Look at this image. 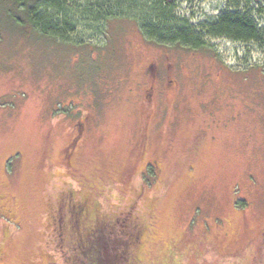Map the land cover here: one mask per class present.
Wrapping results in <instances>:
<instances>
[{
    "label": "rangeland",
    "instance_id": "374dc122",
    "mask_svg": "<svg viewBox=\"0 0 264 264\" xmlns=\"http://www.w3.org/2000/svg\"><path fill=\"white\" fill-rule=\"evenodd\" d=\"M247 2L264 28V0ZM165 3L195 26L230 8L228 0ZM96 5L116 7L77 6ZM5 7V264H67L47 226V201L62 191L98 212L134 205L145 215L139 264H264V41L208 36L199 51L161 44L128 7L114 11L119 18L81 13L69 38L50 39L15 26Z\"/></svg>",
    "mask_w": 264,
    "mask_h": 264
},
{
    "label": "trees",
    "instance_id": "16d2710c",
    "mask_svg": "<svg viewBox=\"0 0 264 264\" xmlns=\"http://www.w3.org/2000/svg\"><path fill=\"white\" fill-rule=\"evenodd\" d=\"M247 1L228 0L230 8L217 20L198 26L177 19L165 0H113L115 10L96 5L84 12L77 6L79 0H0V4L2 8L10 4V9L5 7L6 15L15 26L63 40L75 32L79 15L118 17L114 11L128 7L143 15L141 29L153 41L199 51L209 49L208 36L245 43L264 41V28ZM244 204L238 201V205ZM47 205V226L55 231L56 245L67 255V264H139L149 221L134 205L114 213L98 212L71 191H62Z\"/></svg>",
    "mask_w": 264,
    "mask_h": 264
},
{
    "label": "flooded vegetation",
    "instance_id": "af4514ba",
    "mask_svg": "<svg viewBox=\"0 0 264 264\" xmlns=\"http://www.w3.org/2000/svg\"><path fill=\"white\" fill-rule=\"evenodd\" d=\"M155 163L158 164L157 162H155ZM5 263H6V259L4 258V256L0 255V264H5Z\"/></svg>",
    "mask_w": 264,
    "mask_h": 264
}]
</instances>
